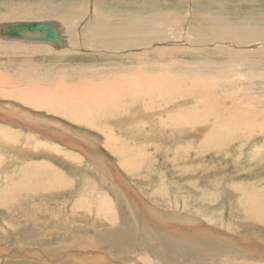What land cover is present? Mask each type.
<instances>
[{"label":"rangeland","instance_id":"obj_1","mask_svg":"<svg viewBox=\"0 0 264 264\" xmlns=\"http://www.w3.org/2000/svg\"><path fill=\"white\" fill-rule=\"evenodd\" d=\"M115 1L116 0L111 1V8L113 7L111 11L113 13H110L109 19V17L106 15L108 14L105 12L106 10L102 9V0H0V24L2 22H6V20L9 22L10 19H50L54 17L56 19L59 18L58 20L60 24H62L61 20H64L65 22H63L65 26H71L77 21V18H87L91 16V12L97 10L96 13H99L97 16L101 19H99V21H104L102 20V17L103 19L104 17H108L104 21L107 22V25L119 26L120 24H122V20L126 19L127 21L129 19V16L131 17V15H133V13L136 11V8H133L135 10L133 12H122V5H124V8L128 9V7L131 8V5H133L134 3L143 0H120V4ZM121 1H128V3L130 4L129 6H126V4H122ZM182 1H184L182 6L184 5V3H186V1H192L193 7L197 11L200 10L201 14H214V12L216 13L217 10L216 5H218V1L220 0ZM232 1L226 0V3L229 2L228 4H235L239 0ZM242 1L240 2L244 4L247 0ZM29 6H32V8L30 9ZM117 6L119 7L116 8ZM184 7H186V4L182 8ZM225 7L230 8L231 5L226 4ZM21 8H23L24 11L30 10L28 12L31 13L26 14L24 13V11L21 12L23 10ZM221 10L222 8L218 9V11ZM224 10L227 11V9ZM33 13H35V16ZM38 13L41 15H39ZM31 14H33V16ZM112 14H114V16H112ZM119 14H123L124 19L122 17H120L119 19ZM198 14L199 13L195 14V18L198 21L195 20L193 22V25H196V27L200 28L202 27V31H205V29L207 28L206 26L210 25V23L212 22L202 20L200 14ZM99 21L97 20V22ZM99 23L100 25H103V22ZM198 23L201 25H199ZM205 36H203V39L208 40L209 36ZM3 40L4 39H0V87L3 88V90H6L8 94L7 96H3V94L0 95V109L3 110L4 113L5 110L9 107V112H14V115H17L16 113L18 112H16L15 110L20 107L21 112L29 113L27 111H32L31 113H34V118L36 116L40 118H44V116L46 115L48 117L52 116L53 118L51 119H55L56 124L53 121V123L51 121L49 122L51 125H53L51 126V128L52 130L55 129L53 132L55 133V136L57 135V137L49 138L47 136L41 135L40 133L37 134L34 132V134H32L31 130L23 128V126L0 122V130L2 129L10 133L11 135L19 134L18 137L9 136L12 137V139L10 138V140L7 137L0 138V153H2L0 154V190L5 193L6 198L4 199V201L0 200V246L5 244L4 246L10 247L14 243V238L11 232H9L10 230L7 229V224L11 223V221L9 222L8 220L9 218H11L12 220H16L17 222L15 223L19 226H23L24 228L21 227L23 230L27 229L25 231H20L23 233H27L28 235L30 231V222H34L39 225L37 226L39 233H41V231H49V229H53L50 227L53 226L51 225L53 223H49L51 221H49L50 218L47 217L49 216L47 215V212L50 214L53 211L54 213H58L60 211L59 213L62 212L64 214V211L66 210L64 216H67V213L69 212L71 216L67 217L73 216V219L69 221L66 217L65 219H61L63 221L60 222L61 224L55 225V227L57 226L56 228L60 229V231L57 232V235L59 236L60 234H62L63 237V241H59L58 244L55 242L52 246H60L58 248L59 251L57 250L60 253H56L58 256H60L63 251L68 250L65 249V246L67 245H64L65 243H73L71 236L72 233L75 234L77 238H79V234L83 235L84 233V235L86 236H96L97 239H100L102 237L100 239V242L103 241L102 248L104 246L106 249H108V252H114L112 253L113 255H116L115 252H118L126 259L131 257L134 258V260L137 259V262L139 264H147L146 260L148 261L150 259L152 264H212L211 260L214 261L213 264H257V261L259 259L264 261L263 251L260 252L259 249L252 246L247 247L246 245H241L237 243L238 240L228 244L226 242H218L221 240L216 239L217 242L214 244V246H211L213 245V241H211L210 239L209 241H207L208 239L205 240L206 238H204L205 235L212 233H210L209 229L205 227V224H211V226L216 225V227L218 228L221 227L220 229L224 231L227 230L226 228H228L227 231L231 232L238 230L239 232L243 233H240L241 238H245L248 241H257L258 243L264 244L263 227L260 228V226L258 225L253 226V223L249 224L246 221L240 223V217L238 216V214V217L236 216L237 212L234 214V216L232 215L229 218L230 210H236L237 207L239 208L241 205H243V201L241 200L240 196H237V194H235V196L232 195L233 192L237 193L238 191L246 190L245 192L247 193L251 192L252 194L254 192L255 194H252L253 197L264 198V159H262V162L260 163L261 166L260 164L257 165L258 163L256 161H253V165L247 168L248 161H246V159H248V153H251L252 149H250V145L245 144L247 142H245L244 136L239 137L240 139L238 138V136L234 137V141L231 142L229 140L227 141V144L222 143L221 145L216 144L214 141L209 142V140L206 139L208 144L204 146L200 145V140L204 141L205 139L200 138H205V136L200 135V137L198 136L199 139L198 137L192 138V136L190 137L189 132L186 129L180 134L170 136L169 128H164L162 126L158 127L159 124H155L154 122V120L156 119L154 118V116H148L149 119H142L143 117L141 116L138 118L134 117L132 118L133 120H128L129 122L125 120L126 122L123 123H109V125H103L105 123L99 121L94 122V120L91 119V121H89L90 125L88 123H86L85 125V123L73 122L58 113L55 114L51 111H48L45 107L32 106L31 104L20 99V92L18 90L25 91L28 86H38L36 87L38 90H42L44 93L46 91H49L48 93L53 94L54 97H58L63 93V91H68V89L72 88V85L70 84H75L74 82H76L77 84V81H75L72 76V71L74 70L79 73H84V76L82 75V77L80 78L83 82L86 79L85 81L89 83L104 82L108 84L112 81L115 75L131 76V74L127 72L116 71H119L120 67L122 66L133 68L137 66L136 61L134 58L119 55L117 53L111 52V50L92 51L91 48H86L87 50L80 49V52L66 50L56 51L53 48L44 46L42 47L39 44H35L30 48L29 46L27 47L28 43L19 44V42L17 41H11L10 44L9 40ZM13 42L16 44H14ZM206 49L207 50L203 51V53L201 52V54L198 55L199 60L210 59L212 61H218V63L221 61H223L222 63H224L226 54L223 55V53L218 52L207 53L210 49V46H206ZM185 55L186 56H184L183 54L184 59L191 61L192 54ZM176 56L178 58H182V56L180 55ZM28 70H31V72L33 71V73L36 72L37 74H41L40 76L42 77H40V79L42 82L44 76H47L48 78L50 77L51 79L54 78L55 81L52 83L35 82L32 80V78L29 77L27 79H31L30 81L23 82L20 79L19 73L21 72L20 74H24V72ZM240 70L242 72H245L246 75H251L250 72L252 70H248L247 72V69L244 67H242ZM90 74L93 75L92 78H90ZM58 75L61 76V78H55ZM252 81H254V83L259 82V77L253 75ZM46 88H48L49 90ZM225 90L229 89H227V87H218L216 90V94H221V97H225L226 99L225 101H223L224 104L222 105H225L229 102L226 96H224ZM254 91L256 92V89ZM254 91V95L259 94L255 93ZM158 104L159 103H156L154 104V106L158 107ZM43 112L45 113V115ZM31 113H29V115ZM162 116L165 117V113L162 112ZM135 118L137 120H135ZM41 123H44V125L48 126L47 121H43ZM64 125L65 127H62ZM65 128L67 132L66 130L64 131ZM71 129H73V131ZM60 131H63V133L65 132V135L71 134L74 137H79L77 133H80L81 136L79 138L82 137L80 139L81 141L84 142L85 140H87L86 144L89 145L91 149L96 148L95 154L90 153L89 155V152H86L77 146L75 148L74 146L69 145L68 142L60 141L61 139L66 137L65 135L61 136ZM74 131L76 133H74ZM2 135L7 134L4 133ZM93 137L94 139H92ZM56 139L60 142L54 141ZM7 140H9V142ZM22 144L23 149L22 147L19 148ZM93 145H96L95 148ZM107 146L109 147L107 148ZM14 148L16 150H14ZM21 150L23 151L21 152ZM66 155L72 156L67 159ZM99 162H103L101 163L102 165L99 164ZM133 167L135 168V170L133 169ZM133 170L135 172H132ZM126 171H128L129 173H126ZM233 184H235V186H237L238 184V187H235ZM32 185H34L35 188H33ZM44 186H50V193L52 194H48V191L37 190L39 187L42 188ZM28 187H30L31 189H29ZM126 187H128V190ZM228 187L229 189H231L229 190ZM136 200H138L143 205L148 215L146 213L144 214V212L140 210V208L136 205ZM11 203H15L16 205L20 203L24 205V207H26L24 209L28 211L27 214L30 215L22 217H26L27 222H25V219H23L22 217H19L20 214L17 215V213L12 212ZM234 204L237 206L235 207ZM37 205L39 207H37ZM146 206H149L151 209H149V207L147 208ZM148 209L152 210V212L155 213V215L159 218L154 220L152 218L153 216H149ZM245 211L246 210L243 209L241 217L245 216ZM95 212H97V214H95ZM85 216L87 218V222L83 220ZM144 216L146 218L154 220L153 224L146 221V218H144ZM79 218H81V220ZM88 219H90L89 222ZM95 219H98V221H96ZM190 219H192L193 222H188V220ZM159 220H161L162 222H167L168 225L175 223L176 226H179L180 224L188 225V223L190 225H194V222H200L204 224L203 230H208V232H203V235L199 237L195 228L193 229L195 234L190 233L191 229L184 230L183 233L176 228L167 229L160 226L162 224L158 222ZM73 221H75V223H72ZM184 221L187 222L185 223ZM157 222L159 224H157ZM229 222L230 224L232 222V226L229 224ZM45 223H47V226H45ZM222 224L223 226H221ZM249 226L250 228L251 226L252 228L254 227V231L249 229ZM67 228L69 229L67 230ZM185 229H187L186 226ZM201 229L202 228H200L199 230ZM213 233L217 234V232ZM246 234H248V237ZM175 235H181L184 242H182L181 244H177V242L173 240V243H171L170 238ZM218 236H220V234H218ZM38 237L39 238L36 239V243H38L39 240L42 241L41 243H43V241H49V238H41L40 236ZM106 239H112L111 241L113 243L116 242L115 245L113 244V247L111 248V246L107 244L109 243V241ZM104 240H106V243ZM26 242L27 246L32 245V239L27 241L22 240L23 244H25ZM209 242H212V244H210ZM188 243L190 244L188 245ZM117 244H119L118 247ZM182 245L183 247H181ZM125 246L127 248L129 247V250ZM41 249L43 250H38L37 256L43 257L45 255V252H48V246L45 245V248ZM238 250H240V252ZM47 252L46 256H48L49 259L55 258V256H51ZM221 254H226V257L222 256ZM237 254L238 259H236ZM208 257L209 262L201 261L207 259ZM178 258H181L183 263H181L182 261H180ZM2 260L0 257V264H23L27 262H11L10 258H6V256H3ZM158 260L161 261V263L158 262ZM176 260L180 262H177ZM128 262H130V264L132 263L131 261ZM148 262L150 263V261ZM74 263L76 262L74 261ZM104 264L109 263L106 262Z\"/></svg>","mask_w":264,"mask_h":264},{"label":"bare ground","instance_id":"obj_2","mask_svg":"<svg viewBox=\"0 0 264 264\" xmlns=\"http://www.w3.org/2000/svg\"><path fill=\"white\" fill-rule=\"evenodd\" d=\"M111 1L112 0H102V5H101L102 9H105L106 11L105 10L104 11L106 13H108L106 15L109 17V19H110V13L112 12L111 10L113 9V7L111 8V6H112ZM116 1L120 4V0L119 1L116 0ZM240 1H242V0H239L235 4H233V3L228 4L229 2L226 3V0H224V1L220 0V1H218V5H216V9H217L216 13L214 12V14H210V13L201 14L200 13L201 11L199 9H198L199 11H197L193 7L192 1H190V2L186 1V3H184V5L186 4V7L182 8L184 6V5L182 6V4L184 2L182 0H143V1H140L137 3H134L133 5H131V8L128 7V9L124 8V5H122L124 8V9L123 8L121 9L122 12H127V11L133 12V11H135L133 8H136V11L133 13V15H131V17L129 16V19L127 21H126V19L122 20L121 21L122 24H120L119 26L118 25H113V26L107 25V22H104V21L108 17H104V19L102 17V20H104V21H99L100 18H98V16H97L99 13L98 14L96 13L97 10H94V12H91L92 13L91 16H89L87 18H83V19H81L80 17H79L80 19L75 18L77 21L76 22L74 21L75 23L71 26H65L64 20H63L64 22L61 20L62 24H60V22L58 20L59 18L56 19L54 17L50 18V19H43V18L42 19H39V18L33 19L32 18V19H27V20L10 19L9 22L7 20H6V22H2L0 24V28L7 26L8 23H12L15 21L16 22H18V21L19 22H21V21H25V22H29V21L51 22V23L55 24L57 30L59 31L60 37L62 39V41H61L62 43L56 44L53 42H46V41H40V40H30V39H27L24 37L10 38V37H6V36H2L1 34H0V39H4L3 41L9 40L10 44H11V41H17V42H19V44L20 43H24V44L28 43L27 47L29 46L30 48H31V46H34L35 44H39L42 47L43 46L44 47H50V48L55 49L56 51H65V50L66 51H79L80 49L84 50L86 48H91L92 51H98V50L110 51L111 50V52L117 53L119 55L129 57V58H134L137 66H135L133 68L122 66V67H120L119 71H116V72H122V71L127 72V73L131 74V76L130 75L129 76H120V75L117 76V75H115L111 82L108 80L110 82L108 84L104 83V82L102 83L101 81H100L101 83H89V82L85 81L86 79L85 80L83 79L84 80V82H83V81H81L80 78L82 77V75L84 76V73H79V72H76V70H74V71H72V73H73L72 76H73V79L75 81H77V84H76V82H74L75 84H70V85H72V88L68 89V91H66V90L63 91V93L61 95H59L58 97H54L53 94L48 93L49 91H46L44 93L42 90H38L36 88V87H38V86H36L37 84L35 85L36 87H32V86L29 87L28 86V88L25 91L18 90L21 93V94L19 93V95H20L19 97L24 102H27V103L31 104L32 106L45 107L48 111H51L55 114L58 113L61 116L68 118L73 122L85 123V125H86V123L89 124L90 123L89 121H91V119H93L94 122L99 121V122L105 123L103 125H109V123H112V124H115L117 122L123 123V122H126L125 120H127V122H129L130 120H133L132 118H134V117L138 118L141 116V117H143L142 119H144V118H148V116L149 117L154 116V118H156L155 119L156 121L154 120L155 124H159L158 127L162 126L164 128H169V133H170L169 135L170 136L180 134V133L184 132L185 129L189 132V135H190V137L192 136V138H197L198 136L200 137V135L205 136V138L204 137L200 138V139H205L204 141L200 140L201 141L200 145H204V146H206V144H208L207 140H209V142L214 141L216 144L221 145L222 143L227 144V141H229V140L231 142L234 141L233 140L234 137L238 136V138H239V137L244 136L245 142H247L245 144L250 145L249 147H251L250 149H252L251 153H248V156H247L248 159H246V161H248V163H247V165H248L247 168H248V167L253 165V161H256L258 163L257 165H259L262 162V159H264V0H247L244 4H242L243 1L242 2H240ZM121 3L126 4V6H129V4H130V3H128V1H121ZM226 4L231 5V7L226 8L225 7ZM68 5H69V3H68ZM76 5H78V4H76ZM114 5H116V4H114ZM101 6H100V9H101ZM204 6H205V4H204ZM29 7H30V9L32 8V6H29ZM118 7L119 6H117L116 8H118ZM221 8H222V10L218 11V9H221ZM21 9H23V8H21ZM35 9H37V8H35ZM35 9H32V10H35ZM42 9H43V7H42ZM45 9H44V13H45ZM224 9H227V11ZM78 10H80V9H78ZM201 10H202V8H201ZM23 11H24V9L21 12H23ZM28 11H30V10H28ZM28 11H24V13L30 14L31 12L29 13ZM47 13H49V12H47ZM196 13L200 14V17L202 20L212 22V23H210V25L206 26L207 28L205 29V31H202V29H201L202 27L200 28V27H196V25L195 26L193 25L194 24L193 22L195 20H197L195 18ZM33 14L35 16V13H33ZM33 14H31V15L33 16ZM39 15H41V14H39ZM119 15H120L119 19H120V17H122V18L124 17L123 14H119ZM92 16H93V18H92ZM112 16H114V14H112ZM49 17H50V15H49ZM70 17H71V14H70ZM97 20L99 22H103V25H100V23L97 22ZM117 20H118V18H117ZM111 22H112V20H111ZM201 22H204V21H201ZM199 25H201V24H199ZM203 36H205V37L209 36L208 40H204ZM14 44H16V43H14ZM206 46H210V49L208 50L207 53L218 52V53H223V55L226 54L225 59H224V63H222L223 61H221V62H219L220 63L219 64L218 61L216 62V61H212L210 59L199 60L198 55L201 54V52L203 53V51L207 50ZM14 47H16V46H14ZM18 47H20V46H18ZM183 54H184V56H186L185 54H188V55L192 54L191 55V61L184 59ZM166 55H168V56H166ZM176 55H178V56L180 55V56H182V58L181 57L178 58ZM242 67L246 68L247 72H248V70H252L250 72L251 75L247 74L248 75L247 76L245 72H242L240 70ZM90 71H92V70H90ZM20 73H19L20 79L23 82L24 81H30L31 79H27L29 77L32 78V80L35 82H42L40 79V77H42V76H40L41 74H39V73L38 74L36 72L33 73V71L31 72V70L25 71L24 74H20ZM30 74H32V75H30ZM77 74H78V77H77ZM253 75L259 77V82L254 83V81H252ZM89 76H90V78H92L93 75L90 74ZM55 78L58 79V78H61V76L58 75ZM54 81H55L54 78L51 79L50 77L48 78L47 76H44L42 83H46V82L52 83ZM60 85H61V83H60ZM59 86H57V87H59ZM218 87H220V88L221 87H223V88L227 87V89H229V90L224 91V96H226V98L229 100V102L228 103L226 102L227 104H225V105H222V104H224L223 101L226 100L225 97H221V94H219V95H218V93L216 94V92H217L216 90ZM46 89H48V88H46ZM255 89H256V92L254 91ZM253 91L255 93H259V94L254 95ZM2 94H3V96H5V95L7 96L8 92L6 90H3V88H1L0 95H2ZM216 100H217V102H216ZM2 103H4V102H2ZM156 103H159L158 107L154 106V104H156ZM15 106H17V105H15ZM22 110H24V109H22ZM15 111L18 112V113H16L17 115H14L15 114L14 112L13 113L9 112V107L5 110L4 113H3V110L0 109V122L12 123L15 125L23 126V128L31 130L32 134H34V133L39 134L40 133L41 135L47 136L49 138L50 137L51 138L57 137V135L55 136V133L53 132L55 129L52 130V128H51V126H53V125H51L49 122V121H51V122L53 121L56 124V120L51 119V118H53L52 116L48 117L46 115V116H44V118H40V117L36 116L34 118V115H33L34 113H31L32 111L31 112H30V110L27 111V112L31 113L29 115V113L21 112L20 107H18L17 110H15ZM162 112L165 113V117L162 116ZM44 115H45V113H44ZM136 118H135V120H137ZM43 121H47L48 126L44 125V123L42 124L41 122H43ZM65 125L62 127H65ZM97 125H96V127H97ZM66 128L64 129V131L66 130ZM71 130L73 131V129H71ZM66 132H67V130H66ZM4 133L7 135H2ZM74 133H76V132L74 131ZM65 134H66L65 132L64 133H63V131L61 132V136L65 135ZM83 134H84V132H83ZM146 134H148V133H146ZM163 134H164V132H163ZM77 135L79 137L81 136L80 133H77ZM9 136L18 137L19 134L18 135L17 134L11 135L10 133H8L2 129L0 130V138H6L7 137L9 140H10V138L12 139V137H9ZM65 136L66 137H64L60 141L68 142L69 145H72L75 148L77 146V147L83 149L84 151L89 152V155H90V153L95 154V152H96L95 146L96 145L95 146L93 145L95 149H91L90 146L86 144L87 140H85L84 142L80 140L82 137L81 138L74 137L71 134H67ZM199 137H198V139H199ZM57 139L54 141L60 142ZM92 139H94V137ZM9 140H7V141L9 142ZM17 141H18V139H17ZM236 142H238V141H236ZM12 145H13V143H12ZM22 146H23V144L20 145L19 148H21ZM108 147L109 146H107V148ZM15 148H14V150H16ZM22 149H23V147H22ZM52 149H50V150H52ZM22 151L23 150H21V152ZM15 152H20V151H15ZM0 154H2V153H0ZM77 155H79V154H77ZM66 156H67L66 158L68 159L72 155L71 156L66 155ZM225 156H226V154H225ZM78 157H81V156H78ZM75 158H77V157H75ZM55 161H57V160H55ZM101 163H103V162H101ZM101 163L99 162V164H101ZM254 166H256V165H254ZM260 166H261V164H260ZM133 169L135 170L134 167H133ZM254 169H256V168H254ZM134 170L132 172H135ZM106 172H108V171H106ZM127 172L128 171H126V173ZM204 178H205V176H204ZM233 185L235 186V184H233ZM32 186H33V188H35L34 185H32ZM235 187H238V184ZM28 188L31 189L30 187H28ZM50 188H51L50 186H44L42 188L39 187L37 190L38 191L39 190L48 191V194H52V193H50ZM126 188L128 190V187H126ZM129 189H130V187H129ZM228 189H229V187H228ZM260 189H261V187H260ZM120 190H122V189H120ZM198 190H200V189H198ZM234 191H236V190H234ZM245 191L241 190V191H238L237 193L229 192V193H232V195H234V196H235V194H237V196L239 195L241 200L243 201V203H242L243 205H241L239 208L237 207L236 210L233 209V210L229 211V218L232 215L234 216V214L237 212L236 216L238 214V216L240 217V223H242L243 221H246L249 224L253 223L252 224L253 226L258 225V226H260V228L261 227L264 228V198L253 197L252 194L254 192L251 194V192L247 193ZM237 198H239V197H237ZM4 199H6L5 193L3 191H1L0 200L4 201ZM138 200H136V205L140 208V210L142 212H144V214L145 213L147 214V212L145 211L146 209L139 202L140 200L139 201ZM81 205H82V203H81ZM234 206L236 207L237 205L234 204ZM37 207H39V206L37 205ZM11 208H12V212L17 213V215L20 214L19 217L30 215V214H27L28 211H26L24 209L26 207H24V205H22L20 203H18L17 205L15 203H11ZM149 209H151V208L149 207ZM149 209H148L149 216H153L152 218L154 220L159 218L158 216L155 215V213L152 212V210H149ZM243 209L246 210L245 216L241 217ZM65 211H64V214H65ZM59 212L54 213V211H53L50 214L47 212V215L51 216V217L47 216L48 218H50L49 221H51L49 223H53V224H51L53 226H50V225L49 226L53 229H51V230L49 229V231L46 230L44 232L41 231V233H39L38 229H37V226H39V225H37V223L30 222V231H29L28 235H27V233H23L20 231V230L25 231L27 229L23 230L21 228L23 226L17 225L15 223V222H17L16 220H12L11 218H9L8 220H9V222L11 221V223L7 224L8 225L7 229L10 230L9 232H11V234L14 238V243L12 241L13 244L10 247L4 246L5 244L0 246L1 260H2L3 256L4 257L6 256V258H10L11 262L27 261L26 263H23V264H29V263H32V264H39V263L40 264H56V263H61V264H66V263L67 264H104L106 262H108L109 264H130V262H128V261H131L132 262L131 264H139L137 262V259L134 260V258H132V257L126 259L125 257H123V255H121L118 252H115L116 255H113L112 253H114V252H108L107 251L108 249H106L104 246L102 248L103 241L100 242V239L102 237L100 239H97L96 236H86V235H84V233H83V235L79 234V238H77L75 236V234L72 233L71 236H72L73 243H65L64 245L67 244L65 246V249H68V250L63 251L62 254L60 256H58L56 253H60V252H58L59 251L58 248L60 246L59 247H52V246L55 242L58 244L59 241H63V237H62V234H60L59 236L57 235V232L60 231V229L56 228L57 226L55 227V225L61 224L60 222H63L61 219H65L67 216H71L69 214V212L67 213V216H64V214L62 212L61 213H59ZM82 214H83V212H82ZM95 214H97V212H95ZM152 214H154V215H152ZM144 218H146V217L144 216ZM23 219H25V222H27L26 217ZM67 219L69 221H71L73 219V216L67 217ZM79 219L81 220V218H79ZM98 219H100V218H98ZM98 219H95V220L98 221ZM83 220H85L87 222L86 216ZM89 220L90 219H88V222H89ZM91 220H93V219H91ZM150 220H152V219L146 218V221L153 224L154 220H152V221H150ZM232 220H234V219H232ZM230 221H231V219H230ZM5 222H7V221H5ZM158 222L160 224H162L160 226H162L164 228H167V229L168 228H176L179 231H182L183 233H184V230H190L191 229L190 233L195 234L194 230H193L195 228L199 237H201L203 235L202 234L203 232H208V230H205V231L203 230L204 224H202L200 222H194V225H190L188 223V225L180 224L179 226H176L175 223L168 225L167 222H164V221L162 222L161 220H159ZM158 222H157V224H159ZM184 222L186 223L187 221H184ZM188 222H193V221H192V219H190V220H188ZM72 223H75V221H73ZM91 223H92V221H91ZM226 224H228V223H226ZM229 224H230V222H229ZM231 224H232V222H231ZM63 225H65V224H63ZM45 226H47V223H45ZM99 226H101V225H99ZM185 226L187 229H185ZM221 226H223V224ZM225 226H227V225H225ZM205 227H207V229H209L210 233L212 232L211 234H207L204 236V238H206L205 240L208 239L207 241H209V239H210L211 241H213V245H211V246H214V244L217 242L216 239L221 240L218 242H221V243L226 242L228 244L233 243L236 240H238L237 243H239L241 245H246L247 247L252 246L254 248L259 249L260 252L261 251L264 252V244L263 243H258L257 241H248L245 238H241L240 233H242V232H239L238 230H237L238 232L237 231L231 232V231H227L228 228H226L227 230L224 231V230L220 229L221 228L220 226H219L220 228H218V227H216V225L211 226V224H205ZM200 228H202V229L199 230ZM253 228H252V226H251V228L249 226V229L253 230ZM68 229L69 228H67V230ZM98 231H100V230H98ZM116 232H118V231H116ZM213 232H217V234H214ZM218 234H220V236H218ZM36 235L40 236L41 238H49L48 239L49 241L48 242L43 241V243H41L42 241L39 240L38 243H36V239L39 238ZM181 235H185V234H181ZM181 235L172 236L170 238L171 243H173V240L176 241L177 244H181L182 242H184L183 237ZM246 235L248 237V234H246ZM21 237H22V239H21ZM30 239H32V243H31L32 245L27 246L26 245L27 242L25 244L22 243V240L27 241ZM119 239H118V242H119ZM132 239H134V238H132ZM150 239H152V238H150ZM106 240L109 241V243H107V244H109V246H111V248L113 247V244L115 245V243H116V242L113 243L111 241L112 239L111 240L106 239ZM106 240H104L105 243H106ZM23 242H25V241H23ZM87 242H89V243H87ZM186 242H187V238H186ZM120 243H121V241H120ZM189 244L190 243H188V245ZM210 244H212V242ZM45 245L48 246V249H47L48 252L47 251L46 252L49 253V255H51V256H55V258L49 259V257L46 256V252L44 255L46 257L37 256L38 250H43L41 248H45ZM118 245L119 244H117V247H118ZM219 246H218V248H219ZM246 246H244V247H246ZM49 247H51V248H49ZM70 247H71V249H70ZM181 247H183V245ZM127 249L129 250V247ZM122 250H121V252H122ZM238 251L240 252V250H238ZM222 256L226 257V254L222 255ZM234 257H235V254H234ZM236 257H237L236 259H238V254ZM203 258H205V257H203ZM208 259H209V257L207 259H204L201 261L209 262ZM232 259H233V257H232ZM179 260L182 261L181 258ZM259 260L257 261L258 262L257 264H264V261H262L261 259H259ZM74 261L76 263H74ZM148 261H150V263ZM148 261L146 260L147 264H152L151 259ZM180 261H177V262H180ZM158 262L161 263V261H159V260H158ZM181 263H183V261ZM211 263L213 264L214 261L211 260Z\"/></svg>","mask_w":264,"mask_h":264},{"label":"water","instance_id":"obj_3","mask_svg":"<svg viewBox=\"0 0 264 264\" xmlns=\"http://www.w3.org/2000/svg\"><path fill=\"white\" fill-rule=\"evenodd\" d=\"M2 36L10 38L24 37L30 40H40L53 43H62L60 33L55 24L47 21H21L8 23L0 28Z\"/></svg>","mask_w":264,"mask_h":264}]
</instances>
